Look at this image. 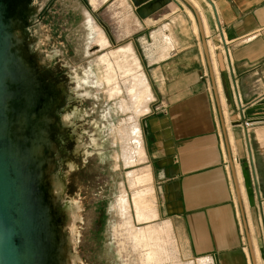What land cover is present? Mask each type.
<instances>
[{
  "label": "crops",
  "instance_id": "0c3cea01",
  "mask_svg": "<svg viewBox=\"0 0 264 264\" xmlns=\"http://www.w3.org/2000/svg\"><path fill=\"white\" fill-rule=\"evenodd\" d=\"M197 1L202 12L193 0L88 3L97 18L105 5L109 28L131 39L118 53L126 64L132 59L139 65L137 81L147 88L142 97L150 96L143 101L144 112H151L145 119L142 156L147 155L146 144L159 174L168 234L174 221L197 257L194 260L264 264L260 242L264 239V0ZM62 4L69 26L77 19L86 21L90 11L82 0H62ZM142 6L152 14L142 17L138 12ZM77 29L69 34L71 38ZM94 32L97 41L108 43L100 27L94 26ZM134 40L144 49L148 69L135 52ZM158 51H162L160 59ZM107 62L113 67L110 57ZM155 96L159 103L152 110ZM242 110L245 119L262 121L247 131Z\"/></svg>",
  "mask_w": 264,
  "mask_h": 264
},
{
  "label": "rangeland",
  "instance_id": "374dc122",
  "mask_svg": "<svg viewBox=\"0 0 264 264\" xmlns=\"http://www.w3.org/2000/svg\"><path fill=\"white\" fill-rule=\"evenodd\" d=\"M82 1L91 13L85 22L77 19L69 26L62 0H50L38 21L19 28V32L29 33L22 35L29 56L39 60V71L46 72L41 75L45 82L42 98L57 92L61 97L51 129L54 162L51 153L45 156L49 160L45 169L52 178L50 189L57 202L53 212L61 217L66 247L61 264H211L204 258L194 260L197 257L191 254L177 223L172 221L169 234L163 225L168 216L162 206L159 174L146 144L147 155L142 156L144 143L138 141L139 132L134 128L138 123L145 139V119L151 110L144 112V100L137 102L136 96L142 97L147 88L137 81L139 65L132 59L126 64L118 53L131 39L125 32L109 28L105 5L97 11V18L88 0ZM96 25L104 31L106 45L97 41ZM76 27L80 41L74 47L68 37ZM133 47L146 67L144 49L135 40ZM158 53L160 59L162 51ZM109 57L113 62L110 68ZM121 99L125 109L120 108ZM157 99L155 96L150 103L152 110ZM147 187H153V192ZM138 197L151 198L153 208L146 213L151 216L154 212V217L138 221L139 214L145 213L136 206Z\"/></svg>",
  "mask_w": 264,
  "mask_h": 264
},
{
  "label": "bare ground",
  "instance_id": "6f19581e",
  "mask_svg": "<svg viewBox=\"0 0 264 264\" xmlns=\"http://www.w3.org/2000/svg\"><path fill=\"white\" fill-rule=\"evenodd\" d=\"M36 4L34 9L39 10L41 2ZM194 4L199 9V4L197 2ZM13 23L15 22L10 21V24ZM25 39L14 31L6 32L0 37L2 42L0 49V145L10 161V170H13L16 187L18 203L14 218L21 233L19 237L23 236L20 240L18 262L19 264H56L61 251L64 250V246L60 244V234H57L59 229L54 226L53 234L40 236L36 231L38 222L35 220L41 210H49L55 205L52 193H49L47 189L49 176L47 170L43 168L46 161H49L45 157L48 156L44 147L45 141L50 147L51 139L44 137L43 134L49 132L50 124L56 119V114L43 111V107L51 101L55 103L54 107H58L61 97L56 93L44 101L40 99L39 94L43 88V82L37 83L39 65L37 62L33 63L29 56ZM77 41L79 43V38ZM140 99L141 102L146 99L150 100V96L140 98L136 96L137 102ZM120 108H126L122 99ZM34 115H37L38 131L33 130L31 137L26 133H19L15 125L17 126L19 122H30ZM134 128L139 132L138 123L134 124ZM137 139L142 143L140 133ZM147 179L144 178L143 181ZM147 192L151 191L147 190ZM135 203L138 210L148 211L153 208L151 198L138 197ZM50 213L47 211L48 217L42 222L43 225L48 223ZM154 216V212L151 216L145 212L143 215L139 214L138 221L142 222ZM57 223H60V217L57 218ZM254 255L256 258L255 249Z\"/></svg>",
  "mask_w": 264,
  "mask_h": 264
},
{
  "label": "water",
  "instance_id": "95a60500",
  "mask_svg": "<svg viewBox=\"0 0 264 264\" xmlns=\"http://www.w3.org/2000/svg\"><path fill=\"white\" fill-rule=\"evenodd\" d=\"M48 0H0V37L2 34L14 31L19 35H29V33L19 32V28H27L30 23H35L41 18V13L44 9V7L47 5ZM189 2V0H186ZM41 2V7L39 10L34 9L36 7V3ZM136 4H141V0H134ZM138 12L140 15L144 18L148 17L152 12H144V8L139 7ZM10 21H14L15 23L10 24ZM28 39V38H27ZM26 40V39H25ZM2 48V42L0 40V49ZM32 58V56H30ZM33 61V58H32ZM39 61V60H38ZM36 61V62H38ZM33 61V63H36ZM45 72V70H44ZM43 71H38L37 73V83L41 84L43 82V88L40 91V99L42 101L48 99L51 97V95H54L56 93L50 94L49 97L42 98V95L44 94V79L41 77V75H46ZM39 76L41 77V80H39ZM58 93V92H57ZM52 105V106H51ZM54 105L55 103L53 101L47 103L43 107V111L45 112H53L54 111ZM36 105H34L35 107ZM37 115H34L30 122H23L15 125L19 133H26L30 137L32 136L33 130L38 131V127H36L37 123ZM55 122L53 120L49 127V132L46 134H43L44 137L53 139V132L52 124ZM14 128V126H13ZM45 151L47 154L51 153L52 162H54L53 159V153L52 151L55 150L54 147L50 148L47 142L45 141ZM46 155V154H45ZM230 162L232 164V169L234 172V179L236 184V190L238 195V200L240 203V208L242 212V217L244 219V224L247 229V222L244 217V210L242 206V200H241V193L239 190V184L236 177V171H235V164L233 156L230 157ZM48 166V162H46L43 165V168ZM13 170H10V161L8 160L7 155L2 151V146L0 145V264H19L18 259L20 255V240H22V237H19L20 231L18 230L16 226L15 221V215H16V206H17V199H16V187L14 185V177H13ZM53 172V171H52ZM51 172V174H52ZM53 177V176H52ZM52 180L49 179L48 181V190L49 193H52V190L50 189L49 182ZM53 198V194H52ZM53 201H55V205L50 207L49 210L44 209L41 210L36 218V222H38V225L36 227L37 233H39L40 236H44L45 234H53V227L56 226L57 229H59V232L57 234H60V244L62 246V235L61 234V228H62V222L61 217L59 214L53 212V208L57 207V202L55 198H53ZM47 211H50V219L48 223H43L47 219ZM60 217V223H57V218ZM248 230V229H247ZM249 231H247L248 233ZM249 236V235H248ZM251 243V242H250ZM66 250V247L64 246V250ZM63 251H61V256L58 257L56 264H61L62 254ZM250 253L253 259H255L254 255V248L252 244L250 245ZM255 261V260H254Z\"/></svg>",
  "mask_w": 264,
  "mask_h": 264
},
{
  "label": "built area",
  "instance_id": "2783aa9c",
  "mask_svg": "<svg viewBox=\"0 0 264 264\" xmlns=\"http://www.w3.org/2000/svg\"><path fill=\"white\" fill-rule=\"evenodd\" d=\"M245 113H244V110H242L241 112V118H243L244 120V125H245V128L246 130L248 131V129L254 125L256 122L260 121L261 119H257V118H248V119H245ZM262 121V120H261ZM251 161V159H250Z\"/></svg>",
  "mask_w": 264,
  "mask_h": 264
},
{
  "label": "flooded vegetation",
  "instance_id": "af4514ba",
  "mask_svg": "<svg viewBox=\"0 0 264 264\" xmlns=\"http://www.w3.org/2000/svg\"><path fill=\"white\" fill-rule=\"evenodd\" d=\"M47 7V6H46ZM45 7V8H46ZM44 8V9H45ZM70 35H72V34H70ZM79 37H78V33L76 32V35L74 36V38L72 37L71 38V36H69V40L71 41V43L73 44V45H78L79 43H78V41H77V39H78Z\"/></svg>",
  "mask_w": 264,
  "mask_h": 264
}]
</instances>
